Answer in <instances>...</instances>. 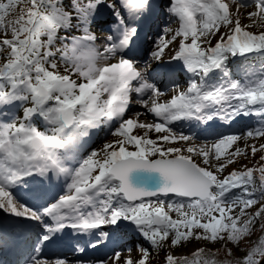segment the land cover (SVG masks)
<instances>
[{"label": "snow or ice", "instance_id": "snow-or-ice-1", "mask_svg": "<svg viewBox=\"0 0 264 264\" xmlns=\"http://www.w3.org/2000/svg\"><path fill=\"white\" fill-rule=\"evenodd\" d=\"M103 7L115 22L100 44L93 28ZM152 7V0H0V210L42 228L27 264H72L44 257V245L65 228L95 235L121 222L164 251V264H264V163L223 175L249 150L264 153V144L239 145L264 138V60L246 59L264 57V0H169V23L150 60L161 61L178 41L169 61L190 74L187 87L174 84L170 96L150 77V62L141 68L124 55L137 33L129 22ZM237 56L245 59L232 69L229 58ZM133 105L145 112L129 115ZM146 114L153 119L142 120ZM240 116L261 119L212 142L173 127ZM105 129L115 139L83 154ZM35 176L64 178L62 194L28 204L16 190ZM169 196L180 199L161 198ZM192 241L221 249L174 254ZM242 243L245 254L235 257L228 244ZM220 250L231 259H218ZM137 251L138 259L129 255L123 264H149V248L138 244Z\"/></svg>", "mask_w": 264, "mask_h": 264}, {"label": "rangeland", "instance_id": "rangeland-1", "mask_svg": "<svg viewBox=\"0 0 264 264\" xmlns=\"http://www.w3.org/2000/svg\"><path fill=\"white\" fill-rule=\"evenodd\" d=\"M160 8L163 10V11H165V7L163 6V3H160ZM251 10H253L252 8H249V9H247V11H251ZM146 17H147V15H146ZM145 17V18H146ZM115 22V18L114 17H112L111 16V13H110V10L109 9H107L106 7H103V8H101L100 9V14H99V23L93 28V31H95L96 32V34H97V36L100 38V39H98V41H97V43H100V44H102L103 43V37H105L107 34H108V30L111 28V25L113 24ZM130 24H132L133 25V23H134V21H130L129 22ZM241 23L242 24H247V23H249V21L247 20V18H245V17H242V19H241ZM174 24V23H173ZM173 24H171L170 26L174 29V28H176V26L175 25H173ZM250 31H253V32H258V31H260L261 29L259 28V27H253V28H251V29H249ZM221 31H224V29H221ZM162 35V34H161ZM170 35L171 34H169V37H170ZM160 36V35H159ZM216 41H215V39H213V41H212V43L214 44ZM176 47H178V41L176 42V43H173L172 44V46H170L169 47V49H166L165 50V55H164V57L165 56H168L167 55V53H169L170 51H172L173 49H175ZM153 50V47H152V49L150 50V52ZM149 55V52H148V54L146 55V56H148ZM164 57H163V59H164ZM168 58V57H167ZM137 62H138V66L139 67H141V68H143L144 67V65L145 64H143V60H137ZM156 61H152V64H151V68L153 67V66H156ZM150 68V69H151ZM150 69H148V73H149V71H150ZM150 75V74H149ZM187 82H188V79L186 80ZM161 85H162V83H159L158 84V87H160L162 90H165L163 87H161ZM179 86H180V84H178ZM187 87V83L185 84V86H180V88H181V90H183L184 88H186ZM167 88H169V89H172V86L171 85H167ZM169 95V94H168ZM170 95H171V93H170ZM169 95V96H170ZM165 98H167V97H165ZM137 111H139V112H145V110L141 107V106H139V105H133L132 106V109H131V112L129 113V115H131V113L132 112H137ZM151 114H146L145 116H143V117H141V119L142 120H145V121H151L152 120V118H151ZM248 117V116H247ZM247 117H245V116H240V117H237L236 119H235V122H237V120H240V119H242V120H244V119H246ZM229 124H230V122H228ZM179 128H181L180 126H179ZM182 130H183V128H181ZM184 130H186V128L184 127ZM138 131H142V130H138ZM246 131V130H245ZM245 131H243V132H245ZM243 132H241V133H243ZM186 134V133H185ZM195 135L197 134V133H194ZM150 135H152L153 136V138H155V134H150ZM113 139H115V137H113V136H111L110 135V133L106 136V137H104V138H102V140L99 142V144H98V146L96 147V148H99V147H102V145L106 142V141H111V140H113ZM250 141H253V140H251V139H249V140H247V141H245V140H241V141H239V145L240 146H244L245 144H248V145H250ZM196 142L197 143H201V142H204V141H201V140H199V139H197L196 140ZM87 144V143H86ZM85 144V145H86ZM94 149V148H93ZM82 150V149H81ZM92 150V149H91ZM90 152V151H89ZM88 152V153H89ZM249 152H250V150H249ZM28 179V178H27ZM63 187H64V182H63ZM162 199H167V200H172V201H175V200H178V199H180V198H178V197H172V196H169V197H167V198H165V197H161ZM174 215V214H173ZM17 222H19V220H17V219H12V221H11V223H16V224H18ZM127 228L128 229H131L132 230V236L136 239L135 240V242L134 243H130V244H128V243H126L121 249H122V252H120L122 255H121V261H120V264H123V260L125 259V258H127L129 255H131V257L135 260V259H138L139 258V256H140V253L137 251V245L139 244V245H144V246H147L146 248H149V251L151 252V256H154V257H158V258H164V256H165V252L164 251H153L152 249H151V247H150V245L148 244V242L147 241H145L144 239H143V237L141 236V235H137V234H139L136 230H135V228H134V226L133 225H131L129 222H121V225L119 226V227H115V226H103L101 229H98V230H94L95 231V235H92L94 238H96V239H99L100 238V232H103V231H110V232H112V233H114V235L115 234H118L120 231H122V232H126V230H127ZM134 232V233H133ZM109 235H110V233H108V237H104V236H102V238L104 239V241H102V243L98 240V242H97V246H96V248L98 249L97 250V252H95V253H91V257L93 258V259H96V257H95V255L96 254H98L99 253V251H101V248L102 247H104L105 246V244H106V238L109 240V239H111L112 238V236H111V238L109 237ZM196 247H199V244H198V242H196V241H192L191 243H189V244H187V245H185V246H182V247H180V248H177V249H175L174 250V254H176V255H180V254H187V253H189L190 251H192V250H194ZM129 249H131V252H129L128 250ZM110 254H108V255H106V257H108ZM114 256V254H112L111 256H109L106 260H104L103 262H98V263H96V264H112V257ZM98 260V259H97ZM96 260V261H97ZM96 261H91L90 263H87V264H94L93 262H96ZM100 261V260H99ZM106 261V262H105ZM72 264H74V263H72ZM77 264V263H76Z\"/></svg>", "mask_w": 264, "mask_h": 264}, {"label": "trees", "instance_id": "trees-1", "mask_svg": "<svg viewBox=\"0 0 264 264\" xmlns=\"http://www.w3.org/2000/svg\"><path fill=\"white\" fill-rule=\"evenodd\" d=\"M264 60V57L262 56H257L251 60H248L250 62H256V63H259L260 61ZM240 64L239 63H233L234 67L236 68L238 65ZM61 71H63V68H61ZM27 106V105H26ZM22 112V110H20ZM261 118L259 117L257 120H254L255 123L257 124V122L260 120ZM255 143L257 146H259V144H264V138H259L258 140H255V141H250V145ZM261 155H264V153H261V152H257L255 157H253L251 155V153L249 152V154L247 156H243V157H240L236 163L230 165L226 170L225 172L223 173V175H227L229 172H231L233 169L235 170H243L244 166H247V167H253L254 165H258V163H264V161H260V156ZM258 175V174H257ZM258 183V181H257ZM234 193H239V189L237 190H233ZM259 193H257V196L259 197ZM260 203H264V199H261L260 200ZM259 207V204L254 206L252 209H250L249 211H252L254 212L256 210V208ZM258 227V226H257ZM261 235V232L258 230L256 231L255 235L252 237V240H255L257 237H259ZM199 246H204L206 249H212V250H217V249H221V244L220 242H217L215 244H212V243H207V242H204V241H200L198 242ZM145 248L147 246H144ZM228 247L229 248H233V252H234V256L235 257H242L244 254H245V249H246V245L245 244H241L240 245V248L237 249L235 247H233L232 244H228ZM218 259H231L229 257H226L225 256V252L224 250H220L219 254H218ZM149 264H164V258H158V257H154V256H150V261H149Z\"/></svg>", "mask_w": 264, "mask_h": 264}, {"label": "bare ground", "instance_id": "bare-ground-1", "mask_svg": "<svg viewBox=\"0 0 264 264\" xmlns=\"http://www.w3.org/2000/svg\"><path fill=\"white\" fill-rule=\"evenodd\" d=\"M150 14L153 15L152 19H153V17L155 18L156 16H158V15L160 16L161 15V12H160V10L158 9V6H157V2H153V7H152V9L150 11ZM152 19L147 21V22H143L144 27H143V31L141 32L142 35L145 34L144 36H147L151 32H153V35H154L157 32V30H158L157 24H159L158 20L157 19H153L152 20ZM151 39H154L153 36H152ZM146 60L151 61L149 57ZM168 93L170 95L171 92H168ZM103 232H106V231H103ZM107 233H110V235H109L110 238L112 236V238L109 239V242H107L108 245L110 247H112L113 249H116L117 252H122L121 248L126 243H134V240H136V239H134V237H132V234L128 235V236H125L121 232H119L118 234H115V235H114V233H112L110 231H107ZM54 253H55V250L52 247L46 248L45 251H44V255H46V256L49 255V254H54Z\"/></svg>", "mask_w": 264, "mask_h": 264}]
</instances>
